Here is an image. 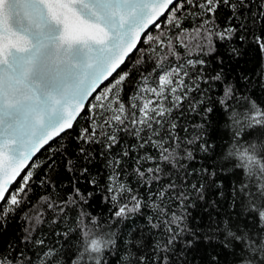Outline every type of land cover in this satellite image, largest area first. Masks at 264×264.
I'll list each match as a JSON object with an SVG mask.
<instances>
[{
	"label": "snow or ice",
	"instance_id": "obj_1",
	"mask_svg": "<svg viewBox=\"0 0 264 264\" xmlns=\"http://www.w3.org/2000/svg\"><path fill=\"white\" fill-rule=\"evenodd\" d=\"M254 2L0 0V223L29 198L35 170L43 163L35 161L37 153L73 129L85 111L89 121L76 137L79 157L86 163L72 180L70 191L39 197L22 217L28 221L25 249H0V264H108L106 254L116 247L117 234L105 228L111 229L145 208L154 213L147 217L148 225L162 229L165 239L157 242L151 258L128 252L123 257L126 264H170L182 238L191 249L199 233L187 223L190 197L186 191L169 183L154 194L150 187L147 194L142 193L129 185L122 159L115 157L108 161L105 177L93 175L89 168L93 153L85 145L100 143L111 150L119 143V133L134 135L139 148L151 145L159 155L138 158L133 174L141 184L158 182L166 175L167 166L182 169V160L194 159L192 146L204 136L203 125L194 124L191 128L199 131L189 138L190 130L185 128L182 138L172 119L174 111L183 114L187 104V111L197 113L210 99L207 94L215 82L223 84L217 103L235 127L225 158H234L247 177L233 187L235 218L225 220L222 228L217 226L218 235L231 250L232 264H264V155L256 144H240L245 129L259 127L264 136V106L238 96L232 83H224L222 72L208 75L205 69V57L215 52L216 40L231 41L239 35L244 41L250 34L264 53V0H259L256 10ZM221 8L230 10L227 27L216 23ZM189 18H194V24L185 28L184 21ZM137 53L134 66L150 63L151 69L137 71L134 91L125 100L122 93L131 72L121 69ZM201 84L208 87L202 89ZM241 104L242 113L234 107ZM203 111L206 116L213 108ZM212 147L205 141L200 151ZM129 154L123 152L124 157ZM144 161H153L154 166L143 168ZM67 167L70 172L77 171L72 159ZM208 174L214 176L215 172ZM14 184L18 187L13 188ZM52 187L55 189L54 184ZM191 188L203 199V184ZM169 191L173 197L168 196ZM98 198L107 216L88 211ZM172 199L177 209L170 212L165 201ZM46 213L53 214L52 224L63 221L72 225L57 231L52 244L46 242V236L33 235L46 222ZM73 234H78L76 251L69 256L57 245L61 237L67 241ZM28 243L36 249L35 260L27 254Z\"/></svg>",
	"mask_w": 264,
	"mask_h": 264
},
{
	"label": "trees",
	"instance_id": "obj_2",
	"mask_svg": "<svg viewBox=\"0 0 264 264\" xmlns=\"http://www.w3.org/2000/svg\"><path fill=\"white\" fill-rule=\"evenodd\" d=\"M258 4L259 0H255L253 10L257 9ZM229 14V9L221 8L217 13L216 23L221 27H227L230 23L227 19ZM235 23L239 26L241 21L237 20ZM193 24L194 18L184 21L185 28H191ZM259 27V25L256 26L257 32ZM215 48V52L205 57L207 60L206 73L215 75L216 72H222L224 83H232L237 89L238 96L248 97L264 106V53L259 51L252 40V36L248 34L244 41L240 40L239 35L234 36L231 41L216 40ZM232 48L237 49V53H233ZM180 51L183 53L182 48ZM138 55L139 53L132 55L121 69V71L131 72L129 82L125 85L122 93L125 100L134 91L135 82L139 78L137 71H142L145 68L151 69L150 63L134 66V61ZM205 87L208 85L201 84L202 89ZM222 93L223 84L215 82L212 90L207 94L210 99L205 100L204 105L197 113L187 111V104L184 105L183 114L178 110L174 111L172 119L178 123L179 135L182 138L186 135L185 128L190 130L187 133L189 138L199 131L191 128L194 124L203 125L204 136L202 140L192 146L194 159L182 160V169L167 166L166 175L151 185L141 184L138 177L133 174V168L136 167L135 161L138 158L145 155L158 157V151L151 145L139 148L137 138L125 132L119 133V143L114 145L111 150H106L100 143L91 146L85 145L93 153V160L89 165L93 175L98 174L100 177H105L108 173L106 165L110 159L115 157L122 159L123 171L128 173L129 185L138 188L142 193L147 194V189L150 187L154 194L169 183H175L179 190L187 192L190 197L187 202L189 205L187 223L189 228L199 233V239L191 249H187L182 238L177 243L175 252L171 255L170 264H232L231 250L223 246V239L218 235L217 226L222 228L225 220L229 217L235 218V213L231 207L232 189L246 181L247 177L243 169L236 167L237 161L234 158H225L229 146L233 143L232 137L235 127L228 118V114L217 103ZM192 95L196 99L200 98L198 93ZM208 107H212L213 111L205 116L203 109ZM234 107L238 112L244 111L242 104L234 105ZM87 117L88 113L85 111L73 129L68 130L60 138L51 142L34 158L36 162L43 163H41L40 168L35 170L29 198L16 212L9 214L6 220L0 223V249L12 252L24 250V229L28 227V221L22 219L25 213L37 203L42 195H47L50 192L66 193L70 191L72 180L79 176V168L86 163L82 157H79V144L76 137L80 128L88 125ZM260 131L262 130L259 127L255 130L245 129V134L240 138V144L246 146L256 144L259 154L264 155V136L260 135ZM205 141L213 147L207 152H202L200 151V144ZM61 145H63L62 149ZM134 145L136 147H133ZM125 150L130 153L127 157L123 156ZM101 152L104 153L103 156L100 155ZM69 159H72L75 164L77 169L75 173L68 170ZM142 164L143 168L154 166L153 161H144ZM49 165L52 167L49 168ZM204 169H207L208 173L215 172V175L211 176L205 173ZM41 180H49L51 183L41 185ZM53 184L55 189L52 187ZM81 184L87 187L83 180H81ZM193 184H196L197 187L201 184L204 185L203 199L192 190ZM12 187H18V184H14ZM168 196L173 197V192L169 191ZM165 203L170 204V212L177 209V202L174 199L165 201ZM88 211H91L93 215H108L107 209L99 198L92 202V207ZM150 215H154L153 210L145 208L141 213L131 216L123 222H117L111 229L105 228V231L111 230L117 234L116 247L106 254L108 264H126L123 257L128 252L152 257L157 242H162L165 237L161 234L162 229H152L148 225L147 217ZM53 218V214L46 213V222L39 225V231L33 233L37 238L42 235L46 236L48 244L56 242L55 233L57 231H63L66 227L72 226L64 224L63 221H60L58 225L52 224L50 221ZM76 235L78 234H73L67 241L61 237L60 244L57 245L58 247L62 245L69 256L76 251ZM182 248L184 251H181ZM27 254L35 260L36 249L31 243L27 245Z\"/></svg>",
	"mask_w": 264,
	"mask_h": 264
},
{
	"label": "water",
	"instance_id": "obj_3",
	"mask_svg": "<svg viewBox=\"0 0 264 264\" xmlns=\"http://www.w3.org/2000/svg\"><path fill=\"white\" fill-rule=\"evenodd\" d=\"M38 154V153H37ZM37 156V155H36ZM35 158V157H34ZM1 203V202H0Z\"/></svg>",
	"mask_w": 264,
	"mask_h": 264
}]
</instances>
